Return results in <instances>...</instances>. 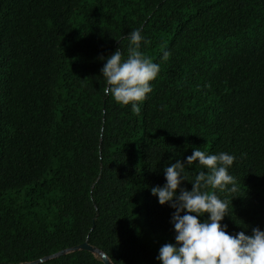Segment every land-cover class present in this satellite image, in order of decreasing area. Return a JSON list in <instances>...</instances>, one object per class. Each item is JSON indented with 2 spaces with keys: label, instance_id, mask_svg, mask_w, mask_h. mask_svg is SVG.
I'll list each match as a JSON object with an SVG mask.
<instances>
[{
  "label": "trees",
  "instance_id": "16d2710c",
  "mask_svg": "<svg viewBox=\"0 0 264 264\" xmlns=\"http://www.w3.org/2000/svg\"><path fill=\"white\" fill-rule=\"evenodd\" d=\"M137 29L160 66L139 113L101 71ZM196 148L235 157L228 234L264 232V0H0V264H102L83 243L161 264L175 209L152 189Z\"/></svg>",
  "mask_w": 264,
  "mask_h": 264
},
{
  "label": "clouds",
  "instance_id": "9594fccd",
  "mask_svg": "<svg viewBox=\"0 0 264 264\" xmlns=\"http://www.w3.org/2000/svg\"><path fill=\"white\" fill-rule=\"evenodd\" d=\"M129 39L128 58L122 60V53L117 50L101 70L110 86L103 92L119 104H130L132 111L139 113L138 104L152 91L151 82L160 66L139 50L143 39L140 29L132 31ZM169 56L164 52L163 59ZM234 160L233 155L224 152L209 154L196 148L186 161L177 160L165 168L166 184L154 187L152 195L158 197L160 205L170 204L175 209L171 222L176 244L167 243L160 248L161 264H264V232L255 228L251 236L244 232L229 235L226 225H221L228 215V201L221 200L215 190L223 192L233 185L228 191H237L235 178L228 172ZM196 161L208 172H199L188 191L181 188L186 181L185 165ZM205 214L210 218L201 222L200 217Z\"/></svg>",
  "mask_w": 264,
  "mask_h": 264
},
{
  "label": "water",
  "instance_id": "95a60500",
  "mask_svg": "<svg viewBox=\"0 0 264 264\" xmlns=\"http://www.w3.org/2000/svg\"><path fill=\"white\" fill-rule=\"evenodd\" d=\"M76 250L87 251V252H89L91 254H94V251H96L95 249H93L92 247L88 246L85 243H83V244H81V245H79L77 247H74V248L70 249L69 251L73 252V251H76ZM96 252H97V254H95V255H98L100 257V261L102 262V264H109L108 260L106 259V257L104 255H102L98 251H96ZM61 254H63V252H59L56 255L45 257V258L30 262L28 264H39V263H42V262H44L46 260H49V259L53 258L54 256L61 255Z\"/></svg>",
  "mask_w": 264,
  "mask_h": 264
},
{
  "label": "bare ground",
  "instance_id": "6f19581e",
  "mask_svg": "<svg viewBox=\"0 0 264 264\" xmlns=\"http://www.w3.org/2000/svg\"><path fill=\"white\" fill-rule=\"evenodd\" d=\"M94 254H97V252H96V251H94Z\"/></svg>",
  "mask_w": 264,
  "mask_h": 264
},
{
  "label": "rangeland",
  "instance_id": "374dc122",
  "mask_svg": "<svg viewBox=\"0 0 264 264\" xmlns=\"http://www.w3.org/2000/svg\"><path fill=\"white\" fill-rule=\"evenodd\" d=\"M95 255V254H94ZM96 256H98V255H96Z\"/></svg>",
  "mask_w": 264,
  "mask_h": 264
}]
</instances>
